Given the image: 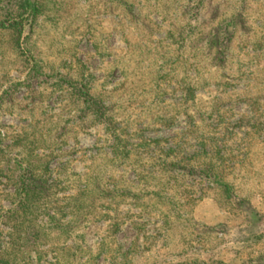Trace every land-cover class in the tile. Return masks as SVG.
<instances>
[{
	"label": "rangeland",
	"instance_id": "rangeland-1",
	"mask_svg": "<svg viewBox=\"0 0 264 264\" xmlns=\"http://www.w3.org/2000/svg\"><path fill=\"white\" fill-rule=\"evenodd\" d=\"M0 264H264V0H0Z\"/></svg>",
	"mask_w": 264,
	"mask_h": 264
},
{
	"label": "trees",
	"instance_id": "trees-1",
	"mask_svg": "<svg viewBox=\"0 0 264 264\" xmlns=\"http://www.w3.org/2000/svg\"><path fill=\"white\" fill-rule=\"evenodd\" d=\"M231 24V21H227V22H225L224 24H223V26H228V25H230Z\"/></svg>",
	"mask_w": 264,
	"mask_h": 264
}]
</instances>
